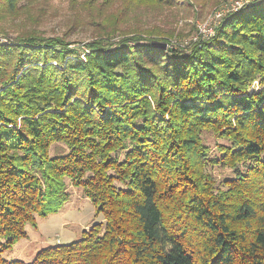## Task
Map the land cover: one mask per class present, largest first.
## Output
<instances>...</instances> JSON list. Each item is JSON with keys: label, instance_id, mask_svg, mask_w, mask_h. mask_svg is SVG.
Listing matches in <instances>:
<instances>
[{"label": "trees", "instance_id": "trees-1", "mask_svg": "<svg viewBox=\"0 0 264 264\" xmlns=\"http://www.w3.org/2000/svg\"><path fill=\"white\" fill-rule=\"evenodd\" d=\"M23 1L0 0V21ZM108 33L0 42V264H264V0L187 55ZM204 132L225 141L214 154ZM68 184L103 220L29 262L5 258Z\"/></svg>", "mask_w": 264, "mask_h": 264}, {"label": "rangeland", "instance_id": "rangeland-1", "mask_svg": "<svg viewBox=\"0 0 264 264\" xmlns=\"http://www.w3.org/2000/svg\"><path fill=\"white\" fill-rule=\"evenodd\" d=\"M238 2V4L236 3ZM253 0H169L159 6L141 4L137 0H27L19 10L0 21V42L34 29L46 37H63L71 47L110 31L112 40L141 34L165 42L176 54L187 55L198 41L211 39L222 18ZM220 12V13H218ZM217 14L220 16L216 17ZM107 35V36H108ZM196 38V39H195ZM259 89L254 82L250 91ZM204 143L215 153L216 143H225L212 133L202 134ZM66 147L51 146L50 156L62 154ZM217 181L231 174V169L213 167L208 170ZM68 202L59 212L46 218H35V226L26 225L27 236L3 256L29 262L36 252L55 244H67L80 238L81 231L102 221L80 188L67 186Z\"/></svg>", "mask_w": 264, "mask_h": 264}, {"label": "water", "instance_id": "water-1", "mask_svg": "<svg viewBox=\"0 0 264 264\" xmlns=\"http://www.w3.org/2000/svg\"><path fill=\"white\" fill-rule=\"evenodd\" d=\"M153 46L155 47H159V48H162V49H166L167 45L165 42H161V41H153L151 43Z\"/></svg>", "mask_w": 264, "mask_h": 264}, {"label": "built area", "instance_id": "built-area-1", "mask_svg": "<svg viewBox=\"0 0 264 264\" xmlns=\"http://www.w3.org/2000/svg\"><path fill=\"white\" fill-rule=\"evenodd\" d=\"M237 4H238V2H236ZM218 13H220V12H218ZM218 16H220V14H217V16L216 17H218ZM196 39V38H195Z\"/></svg>", "mask_w": 264, "mask_h": 264}]
</instances>
